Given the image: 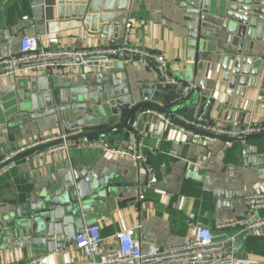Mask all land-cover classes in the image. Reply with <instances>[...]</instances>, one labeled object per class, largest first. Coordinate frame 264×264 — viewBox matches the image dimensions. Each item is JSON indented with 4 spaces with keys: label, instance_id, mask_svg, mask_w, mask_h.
Returning <instances> with one entry per match:
<instances>
[{
    "label": "crops",
    "instance_id": "0c3cea01",
    "mask_svg": "<svg viewBox=\"0 0 264 264\" xmlns=\"http://www.w3.org/2000/svg\"><path fill=\"white\" fill-rule=\"evenodd\" d=\"M182 15L175 4L166 0H132L127 16L131 26L129 45L162 54L168 62V75L178 84L195 89L173 112L182 109L189 114L198 98H205L210 101L207 118L212 123L238 126L261 122L264 103L260 101L263 97L258 100V91L244 99L233 95L229 109L224 106L225 86H215L206 79L203 89L199 88L201 78L192 76L190 68L194 63L188 58L189 38ZM26 16L29 19L23 21ZM23 35L38 36L44 47L49 48L111 47L108 40H99L71 17L59 19L56 0H0V59L17 54ZM51 39H57V44H49ZM201 56L198 54L196 59ZM119 57L107 72L77 69L72 73L54 71L47 75L58 79L60 84L69 82L94 92L111 88L116 95H126L131 89L136 102L140 83L155 78L136 57L131 55L129 60ZM43 73L32 70L12 77L9 82L0 79V102L12 87ZM147 109L150 108L144 110ZM140 116L143 117L140 130L138 124L131 123L130 129L89 138L114 148L121 142L130 144L140 138L139 133H144L140 141L154 172L150 186L146 185L143 171L135 168L126 156L97 148L70 151L69 155L57 152L40 158H19L17 167L0 177V264L24 262L38 256L44 258V264H70L79 259L74 243L52 255L33 248L30 235L17 221L19 210L37 205L40 196L47 195L71 166L79 164L86 167L95 164L94 170L104 169L105 176L114 179L116 188L123 190L119 195L114 188L100 198L92 217L76 227V233L97 225L107 245L116 243L118 233L130 231L142 247H170L191 238L194 226L210 229L216 240L236 232L219 226L243 216L246 195L264 191V181L256 175V170L244 167L242 155L244 146L261 150L264 137L243 142L202 143L166 127L154 117H149L147 128L146 118ZM226 116L230 119H225ZM57 132L61 133L47 119L26 121L11 132V142L5 140L0 145V158ZM151 149L158 153L149 154ZM219 192H229L230 196L221 197L216 194ZM239 254L264 264V234L255 238L242 236Z\"/></svg>",
    "mask_w": 264,
    "mask_h": 264
},
{
    "label": "water",
    "instance_id": "95a60500",
    "mask_svg": "<svg viewBox=\"0 0 264 264\" xmlns=\"http://www.w3.org/2000/svg\"><path fill=\"white\" fill-rule=\"evenodd\" d=\"M166 1L183 12L181 19L186 23L189 38L188 58L194 63L190 68L192 76L201 78L199 88L203 89L206 79L215 86H225L224 106L229 109L233 95L244 99L258 91V100L263 97L260 101L264 103V0ZM56 4L59 19L71 17L99 40L121 46L132 0H56ZM198 54L202 56L197 63ZM119 58L129 60L131 56L123 52ZM140 84L135 102L131 89L126 95H116L111 88L94 92L69 82L60 84L58 79L45 74L31 77L12 87L0 102V145L5 140L11 142V132L26 121L43 119L69 139L115 133L130 129L131 123L138 124L140 130V114L145 108L171 116L174 108L195 90L183 83L158 85L154 79ZM241 115L242 112L237 121ZM263 137L264 134L214 140L243 142ZM242 155L244 167L256 170L264 181V144L261 150L244 146ZM94 166H71L47 195L39 197L37 205L18 211L17 221L30 235L33 248L52 255L71 246L81 232L76 233V227L89 220L100 198L116 188L114 179L105 176L104 169L94 170ZM116 189L120 195L123 189ZM216 194L230 196L229 192Z\"/></svg>",
    "mask_w": 264,
    "mask_h": 264
},
{
    "label": "built area",
    "instance_id": "2783aa9c",
    "mask_svg": "<svg viewBox=\"0 0 264 264\" xmlns=\"http://www.w3.org/2000/svg\"><path fill=\"white\" fill-rule=\"evenodd\" d=\"M28 19V16L22 18L23 21ZM130 28L131 26L127 24L121 46L111 47L49 48L44 47L38 36L23 35L19 41L17 54L0 59V79L9 82L12 77L32 70H42L46 75L54 71L72 73L77 69L107 72L113 67L118 56L126 52L136 57L141 65L151 72L158 85L178 84L168 75V62L162 54L129 45ZM49 44L56 45L57 39L49 40ZM199 61L200 58L197 63ZM209 106L208 99L198 98L189 114L173 112L171 116H165L154 109H147L142 115L146 118L147 128L150 126L149 117H154L166 127L202 143L212 142L215 137L240 139L264 134V117L257 124L225 126L208 120ZM143 135L144 133H139L140 138L130 144L121 142L116 147L109 148L96 139L89 137L69 139L57 132L3 155L0 158V177L15 169L19 158L25 160L40 158L57 152L69 155L70 151L97 148L104 152L126 156L135 168L143 171L146 185L150 186L154 172L142 148L140 140ZM148 153L155 155L158 150L151 149ZM174 154L172 152V155ZM243 203L245 212L241 218L219 226L236 232L219 240L215 239L210 229L194 226L191 238L177 246L142 247L130 231L118 233L116 243L107 245L99 227L89 225L75 237L74 246L79 259L70 264H258L255 259L240 256V238L263 236L264 191L246 195ZM43 261L44 258L38 256L10 264H44Z\"/></svg>",
    "mask_w": 264,
    "mask_h": 264
},
{
    "label": "trees",
    "instance_id": "16d2710c",
    "mask_svg": "<svg viewBox=\"0 0 264 264\" xmlns=\"http://www.w3.org/2000/svg\"><path fill=\"white\" fill-rule=\"evenodd\" d=\"M176 112H180V113H183V114H187V112L185 110H182V109H179ZM92 137H95V136H92ZM253 238H255V237H253Z\"/></svg>",
    "mask_w": 264,
    "mask_h": 264
}]
</instances>
